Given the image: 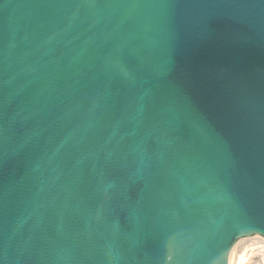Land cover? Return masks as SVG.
Listing matches in <instances>:
<instances>
[{
  "label": "water",
  "instance_id": "95a60500",
  "mask_svg": "<svg viewBox=\"0 0 264 264\" xmlns=\"http://www.w3.org/2000/svg\"><path fill=\"white\" fill-rule=\"evenodd\" d=\"M260 247L264 0H0V264Z\"/></svg>",
  "mask_w": 264,
  "mask_h": 264
},
{
  "label": "rangeland",
  "instance_id": "374dc122",
  "mask_svg": "<svg viewBox=\"0 0 264 264\" xmlns=\"http://www.w3.org/2000/svg\"><path fill=\"white\" fill-rule=\"evenodd\" d=\"M247 264H263L262 256L258 253L253 254Z\"/></svg>",
  "mask_w": 264,
  "mask_h": 264
},
{
  "label": "bare ground",
  "instance_id": "6f19581e",
  "mask_svg": "<svg viewBox=\"0 0 264 264\" xmlns=\"http://www.w3.org/2000/svg\"><path fill=\"white\" fill-rule=\"evenodd\" d=\"M255 253H258V254H260L261 256H262V260H263V264H264V247H260V248H258L255 252H253L247 259H246V261L243 263V264H247L248 263V261H249V259H250V257L253 255V254H255Z\"/></svg>",
  "mask_w": 264,
  "mask_h": 264
}]
</instances>
